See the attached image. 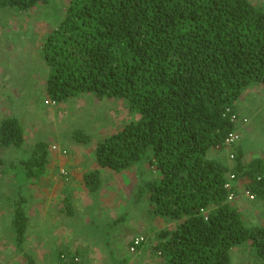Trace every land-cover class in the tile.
<instances>
[{
    "label": "trees",
    "instance_id": "trees-1",
    "mask_svg": "<svg viewBox=\"0 0 264 264\" xmlns=\"http://www.w3.org/2000/svg\"><path fill=\"white\" fill-rule=\"evenodd\" d=\"M42 7L51 9L53 0H0V9L18 13ZM54 13L58 26L42 47L49 75L41 104L63 106L89 95L126 101L135 119L98 142L96 158L115 171L144 163L159 173L141 179L133 195L135 203H148L154 218L174 225L155 234L152 252L163 264H232L231 251L250 243L256 261L264 264V224L248 225L236 204L249 192L248 199L264 210V155L245 158L253 135L243 139L249 118L238 107L248 89L264 87V4L70 0L62 14ZM243 118L248 122L240 126ZM233 131L239 139L225 144ZM61 139L93 141L76 126L56 143ZM24 142L21 118H2L0 147L21 149ZM53 144L38 140L25 159L7 165L18 189L17 201L8 196L14 237L3 245H13L25 264L38 262L28 250L23 190L45 175L53 146L58 147ZM84 178L89 192L99 190V171ZM78 258L67 248L58 251V259L69 264H81Z\"/></svg>",
    "mask_w": 264,
    "mask_h": 264
},
{
    "label": "crops",
    "instance_id": "crops-1",
    "mask_svg": "<svg viewBox=\"0 0 264 264\" xmlns=\"http://www.w3.org/2000/svg\"><path fill=\"white\" fill-rule=\"evenodd\" d=\"M3 10L8 11L7 9ZM27 32V35H29L31 31L27 30ZM8 33H0V82L4 80L0 85V113H11L14 99L12 85L14 82H17L12 73L13 71L9 69V65H11L9 58L11 57L12 47H15V43L7 44L10 38ZM26 38L23 39L24 42ZM16 40L18 39L14 38V41ZM25 45L26 42L24 43V48L26 47ZM21 65H24V63H21ZM43 82L46 83V79ZM257 87L258 85H255L253 88L248 89L238 103L239 110L249 118L248 124L242 129L243 139L247 135L258 133V128L261 125L264 126V112L261 116H256L260 107L261 109L263 108V104L256 106L244 105V102L248 99L252 103L255 97L262 95L260 92H264V87ZM255 90H258V94L254 93ZM18 91H16V94ZM254 118L259 119L254 121ZM251 143L252 140H249L247 150L245 149V158L247 160L260 156L249 147ZM67 144L69 142L51 151L49 157L50 163L48 161L46 173L38 181V184L44 187L41 188L40 185L38 187V184H33L27 185L28 187H25L23 190L27 197V202L25 203L26 210L30 208V198L35 199L37 208L36 220L41 225L38 227V233H34L30 226L32 221L30 218L31 213L30 211L28 213L27 210L29 217L28 245H30L32 237H35L37 240L36 245L29 246L28 250L35 256L38 264H69L65 260L58 259V251L65 248L68 249L71 256L79 257L77 262L81 264H134L133 259L138 264H142L141 261L144 259L145 264H151L149 261L153 256L157 257V264H163V258L152 252L150 244L158 231L170 227L167 225L168 221L155 219L149 212L150 206L148 203H135L133 201L135 188L139 181L148 178L151 172L158 176L157 171L153 173L152 170H149L146 178H144L146 174L139 175L140 179L135 177L132 190L125 192L123 195L120 188L125 179L123 180V175L119 174L123 173L124 170L115 171L102 167L96 158L97 145L93 149V153L91 151V156L87 157L84 153L80 154L82 152L80 149L89 146L91 143L82 145L74 142L75 148H72V150L77 149L80 155L65 157L67 155H63L61 149L67 148ZM82 150L84 151V149ZM52 161L54 163H51ZM50 166L67 171V175L62 174L63 183L59 181L56 175H53L51 171H54V169L49 168ZM93 171H99L101 175V186L95 193L89 192L84 178L85 174ZM56 185H59V188ZM52 196L54 197L53 200ZM243 200L244 198H241L240 201L242 202ZM65 202L70 204V208L73 210L72 215L67 214ZM237 206L239 205L237 204ZM47 208L49 209L46 210ZM138 209L143 210L144 216L142 220L148 224H143V221L140 220L142 222H139L140 224L135 229L132 227V223L136 215L132 211H137ZM54 210L57 212L56 217L50 215ZM152 220L153 222L157 221L161 223L154 225ZM6 222L10 226L13 225L12 218H10L9 222ZM170 224L172 225L171 222ZM139 234L146 237L147 245L139 248L136 253H132L129 251L131 237ZM13 237L14 234L11 228L2 230L0 232V248H8L5 245L2 246V244L12 242ZM9 248L12 250L11 253H14L19 258L18 261L12 264H25L22 263L20 259L21 255L16 252L13 245H9ZM5 251H7L6 257H8L10 253L8 250ZM0 264H5V262L1 261Z\"/></svg>",
    "mask_w": 264,
    "mask_h": 264
},
{
    "label": "rangeland",
    "instance_id": "rangeland-1",
    "mask_svg": "<svg viewBox=\"0 0 264 264\" xmlns=\"http://www.w3.org/2000/svg\"><path fill=\"white\" fill-rule=\"evenodd\" d=\"M69 2L70 0H53V7L51 9L43 7L35 8L25 13L13 12L8 9V11H2V9H0V33L2 32L4 34L5 32H9L8 36H10V38L7 44L15 43V47H12L10 54L11 57L9 58V61H11L9 69L13 71L12 73L14 74V78H16L17 81L12 85L14 96L13 106L11 107L12 111L11 113H0V120L10 114L18 115L21 118L25 129V142L21 149L0 147V160L4 161L3 163L0 162V232L10 228L12 230V226L6 222H9L10 218H12V204L10 200H8V196H11L16 200L15 196L18 189V185L13 181L14 172L7 167L10 162L17 163L21 159H25V157L29 155V152L32 150L35 143L41 139L54 143L53 145L56 144L58 146H63L65 143L69 142V144H67V148L64 147L61 149L62 154L67 155L65 157H72L79 154L77 149L74 151L72 150V148H75V144L74 141L71 142V139H61L56 143L57 137H63L66 132L68 134L71 133L75 126L90 132L93 141L89 146L79 149L82 151L80 154L84 153L87 157L91 156V151L93 153V149H95L98 142L122 129L124 125L135 119V114L129 111L124 99L106 98L100 101L94 95H89L80 99L78 98L67 101L63 103V106L62 104H59L56 107L45 106L39 102L43 101L41 92L46 90V83L43 81L44 79L47 80V75H49V68L42 55L44 38L52 28L58 26V20L54 11H58L59 14H62ZM253 2L256 3V5L264 4V0H253ZM27 30L31 31L29 35H27ZM14 38L18 40L14 41ZM24 38H26L25 48V42L23 41ZM21 63H24V65H21ZM2 82H4V80L0 82V85ZM257 88L261 87L258 86ZM17 90L19 91L16 94ZM254 93L258 94V90H255ZM260 93L262 95L255 97L254 100H252V103H250L251 100L248 99L247 101L249 102L246 105L256 106L258 104H263V108L261 109L260 107L256 116H261L264 112V92ZM258 119L259 118H254L253 120L255 121ZM252 140L253 142L251 145L253 146L252 149L254 152L259 155H264L263 125L258 128V133L256 132V134L252 136ZM82 149H84V151ZM63 150H66V153L63 152ZM71 152L73 153L71 154ZM232 159L233 158L227 154V161ZM51 163L54 162L52 161ZM49 168L54 169V171L51 172L53 175L58 177L60 182L63 183L62 174L67 175V171L51 166ZM2 169H6V172H2ZM149 170H152V167L143 163L138 166H132L131 168L124 170L123 173H120L119 175H123V180L125 179V182L121 184L120 188L123 195L125 192L132 190L135 177L140 179L139 175L146 174L144 176V178H146ZM37 184L38 183H36V185ZM39 185L40 184L37 186L39 187ZM56 186L59 188V185ZM40 187L43 188L44 186L40 185ZM241 198H244V200L239 203L238 200H241ZM30 199V208L27 209L28 213L29 211L31 213L30 218L32 221L30 226L34 233H38V227L41 225L36 220V203L35 199ZM53 199L54 197L52 196V200ZM238 200L235 199V202L238 201V207H240L248 225L264 224V210L261 205H258L259 203L252 202V200L248 199L245 194L243 196L240 194ZM48 209L49 208L46 210ZM132 212H135L136 215L134 216V221L132 223L133 228L137 229L138 224H140L139 222L143 221V224L147 223L142 220L144 216L142 209H138L137 211L133 210ZM50 215L52 217H56L57 212L54 210L50 213ZM153 223L154 225H158L161 222L154 221ZM167 225L170 226V222H168ZM137 236H141V234L131 237V240ZM32 238V240L30 239L31 241L28 247L36 245L37 243L35 237ZM146 245L145 237V242L140 246V248ZM8 248H0V262L4 261L5 264H12L13 262L18 261L19 258L14 253H11L12 247ZM5 250H8L10 253L8 257H6L7 251ZM231 254L232 264H262L256 261V254L250 243H244L237 246ZM133 262L134 264H138L135 259H133ZM141 262L142 264H145V259ZM157 262L158 260L156 256L150 258L149 263L157 264Z\"/></svg>",
    "mask_w": 264,
    "mask_h": 264
},
{
    "label": "built area",
    "instance_id": "built-area-1",
    "mask_svg": "<svg viewBox=\"0 0 264 264\" xmlns=\"http://www.w3.org/2000/svg\"><path fill=\"white\" fill-rule=\"evenodd\" d=\"M230 121H231V122H235V121H236V119H235V115L232 116V118H231ZM237 122L240 123V126H243V125H245V124L248 122V118H243L242 120L237 121ZM239 137H240V134L238 133V131H233V132H231V133L228 135V137L226 138V140H225V144L230 145V144L234 143L236 140H238ZM57 148H58V147L53 146V150H54V149H57ZM63 152L66 153V150H63ZM231 157H233V155H231ZM246 195H247V197H249V198H251V199L253 198V196H252L249 192H246ZM144 241H145V238H144L143 235H141V236H137V237H134L133 240H132V242H131L130 250H131L132 252H135V251L137 250V248H138V247H139ZM76 260H78V259H76Z\"/></svg>",
    "mask_w": 264,
    "mask_h": 264
},
{
    "label": "clouds",
    "instance_id": "clouds-1",
    "mask_svg": "<svg viewBox=\"0 0 264 264\" xmlns=\"http://www.w3.org/2000/svg\"><path fill=\"white\" fill-rule=\"evenodd\" d=\"M231 155H233V154L231 153V154H230V157H231ZM233 157H234V155H233ZM233 157H231V158H233ZM144 238H145V237H144ZM132 240H133V239H132ZM132 240H131V242H132ZM131 242H130V247H131ZM144 242H145V241H144ZM144 242H143V243H144ZM143 243H142V244H143ZM142 244H141V245H142ZM141 245H140V246H141ZM140 246L137 248V250L140 248ZM130 247H129V248H130ZM137 250H136V251H137ZM130 251H131V250H130ZM136 251H135V252H136ZM131 252H132V251H131Z\"/></svg>",
    "mask_w": 264,
    "mask_h": 264
}]
</instances>
